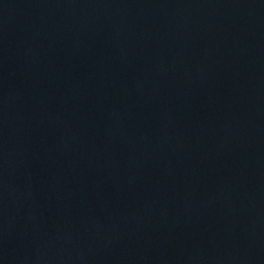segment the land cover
<instances>
[{"label":"water","instance_id":"1","mask_svg":"<svg viewBox=\"0 0 264 264\" xmlns=\"http://www.w3.org/2000/svg\"><path fill=\"white\" fill-rule=\"evenodd\" d=\"M0 264H264V0H0Z\"/></svg>","mask_w":264,"mask_h":264}]
</instances>
